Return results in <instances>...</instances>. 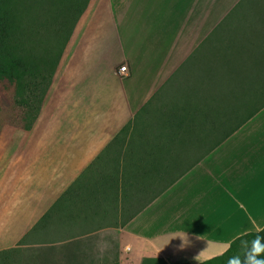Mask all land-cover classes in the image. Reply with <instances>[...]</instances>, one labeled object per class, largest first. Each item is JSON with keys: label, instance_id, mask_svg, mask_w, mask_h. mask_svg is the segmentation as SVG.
Wrapping results in <instances>:
<instances>
[{"label": "crops", "instance_id": "0c3cea01", "mask_svg": "<svg viewBox=\"0 0 264 264\" xmlns=\"http://www.w3.org/2000/svg\"><path fill=\"white\" fill-rule=\"evenodd\" d=\"M68 29L0 128V252L47 228L66 264H203L263 231L264 0H86Z\"/></svg>", "mask_w": 264, "mask_h": 264}, {"label": "trees", "instance_id": "16d2710c", "mask_svg": "<svg viewBox=\"0 0 264 264\" xmlns=\"http://www.w3.org/2000/svg\"><path fill=\"white\" fill-rule=\"evenodd\" d=\"M27 2L28 0H0V89L3 91L4 88H12L14 97L12 96L11 100L18 108H24L23 116L33 112L31 120L24 126L25 129H30L39 114L47 84L57 62V58L53 57L57 41H39V39L47 33L57 37L56 34L59 33L57 30L66 26L67 31L68 28L73 27L75 20L85 7L86 0L79 1L77 10L74 12L77 16L72 23L74 15L61 12L54 16L56 23L53 25L54 28L45 26L46 20L37 22L38 17L31 13L32 9ZM66 31L64 35H67ZM38 41L42 45V52L39 54L36 51L39 46ZM38 55L41 56L40 60L37 58ZM257 235L264 237V230L235 239L224 255L203 264L227 263L236 246L246 240L252 241ZM246 250L247 248L238 256L241 260ZM142 264L166 263L144 260Z\"/></svg>", "mask_w": 264, "mask_h": 264}, {"label": "rangeland", "instance_id": "374dc122", "mask_svg": "<svg viewBox=\"0 0 264 264\" xmlns=\"http://www.w3.org/2000/svg\"><path fill=\"white\" fill-rule=\"evenodd\" d=\"M79 1L80 0H28L27 3L30 4L29 7L32 9L31 13L37 15V22H40L39 20H46L47 22H45V26L49 28L50 26L56 24L54 16H57V14L65 12L68 13V15L73 16L74 12L77 10ZM19 11L21 10L19 9ZM75 16L77 15L73 16L71 23L76 18ZM57 31L59 32L56 34L57 37L50 36L47 33L45 36L42 35L39 41L54 40L55 42H58V40L62 38V35L65 34L66 26ZM39 41L37 43L39 45L38 48L42 49V45ZM11 99L12 95H10V90L7 91L6 88H4V90L1 91L0 89V128L5 124L24 127L31 120L33 112H29L27 115L23 116V112L20 111ZM48 241L47 228H45L36 238V242H41L43 245L33 247L27 240L26 242L23 241L21 242V246H19V248L0 252V264H66L64 261L70 262V260L75 259L80 261L81 257L79 256H76L75 258H65L61 256L51 257L49 254L53 253H51V250L48 248ZM249 242L251 241L246 240L236 246L229 259L238 257L250 244ZM229 259L227 263L220 262L218 264H228Z\"/></svg>", "mask_w": 264, "mask_h": 264}, {"label": "clouds", "instance_id": "9594fccd", "mask_svg": "<svg viewBox=\"0 0 264 264\" xmlns=\"http://www.w3.org/2000/svg\"><path fill=\"white\" fill-rule=\"evenodd\" d=\"M175 238L180 239L181 250L189 244L186 232L178 233ZM228 264H264V237L257 235L248 245L243 259L233 257L229 259Z\"/></svg>", "mask_w": 264, "mask_h": 264}, {"label": "built area", "instance_id": "2783aa9c", "mask_svg": "<svg viewBox=\"0 0 264 264\" xmlns=\"http://www.w3.org/2000/svg\"><path fill=\"white\" fill-rule=\"evenodd\" d=\"M124 58V57H123ZM118 74L122 77H125L128 75V67L126 63L120 58L118 61Z\"/></svg>", "mask_w": 264, "mask_h": 264}]
</instances>
